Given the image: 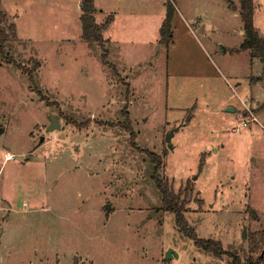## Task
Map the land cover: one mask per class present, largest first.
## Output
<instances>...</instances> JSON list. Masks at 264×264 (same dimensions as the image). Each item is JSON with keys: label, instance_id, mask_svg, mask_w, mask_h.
Listing matches in <instances>:
<instances>
[{"label": "rangeland", "instance_id": "1", "mask_svg": "<svg viewBox=\"0 0 264 264\" xmlns=\"http://www.w3.org/2000/svg\"><path fill=\"white\" fill-rule=\"evenodd\" d=\"M1 1L16 31L5 52L23 67L0 63V264H232L162 209L142 150L185 190L199 237L245 259L264 228L263 63L238 51L230 0H95L98 22L114 15L104 45L82 37V0Z\"/></svg>", "mask_w": 264, "mask_h": 264}, {"label": "trees", "instance_id": "2", "mask_svg": "<svg viewBox=\"0 0 264 264\" xmlns=\"http://www.w3.org/2000/svg\"><path fill=\"white\" fill-rule=\"evenodd\" d=\"M230 2L234 8L237 7L231 0ZM257 7L256 0H240L239 10L244 23L245 40L241 43L238 51H249L252 58H259L261 60L263 63V73L259 76H252L251 83L254 84L261 81L264 86V34L255 25L254 16L257 12ZM81 8L83 39L104 45L107 41L104 36V31L114 20V15L111 14L103 22H98L96 18L98 10L95 6V0H82ZM175 12L176 7L169 2L167 5L166 18L160 29L162 44L170 45L173 40V20ZM13 36H16L15 24H8V15L6 11L2 9L0 0V56L2 57L0 63H15L20 68L23 67L22 64L16 63L11 54H6L5 52L7 43ZM106 55L107 52L104 54V62H107ZM262 108H264V103L262 104ZM125 127L128 130H133L130 121ZM132 134V144H135L137 134L134 130ZM142 151L146 152L154 163V178L163 198L162 209L175 214L176 223L180 230L194 239L195 244L199 248L221 257L227 253L232 259V264H264V228L249 232V255L245 259L240 256L238 251H226L222 242L219 240L199 237L196 230L189 225L185 215L187 211L185 190L181 188L179 191H175L168 178L161 176L160 169L165 163L160 155L148 150Z\"/></svg>", "mask_w": 264, "mask_h": 264}, {"label": "crops", "instance_id": "3", "mask_svg": "<svg viewBox=\"0 0 264 264\" xmlns=\"http://www.w3.org/2000/svg\"><path fill=\"white\" fill-rule=\"evenodd\" d=\"M240 1V0H239ZM239 1L237 2V7L236 8H234V11L235 12H233V13H235L234 15H236V13H238L239 15H240V17H241V14H240V10H239V6H238V4H239ZM257 1V0H256ZM2 2V1H1ZM261 10H262V8L260 7V9H259V12H256V14H255V16H254V21H255V25H256V27H258L261 31H262V26L258 23V15H259V13L261 12ZM216 15L217 16H219L220 15V12L221 11H218V8L216 9ZM222 13V12H221ZM226 15H228V13H229V10H226L225 12H224ZM242 18V17H241ZM217 19V18H216ZM260 20H261V18H260ZM243 21V20H242ZM261 23H262V21H261ZM263 24V23H262ZM263 33H264V31H262ZM242 34H243V36H245V31H244V23H243V31L241 32ZM259 59V58H258ZM260 60V59H259ZM261 61V60H260ZM262 73V72H261ZM261 73L260 74H254V75H252V76H259V75H261ZM257 84H261V81H258L257 83H255V84H253V86H255V85H257ZM248 97V96H247ZM255 97V96H254ZM251 98H253V96L251 97ZM258 100V99H257ZM252 102H256V99L255 100H253ZM259 116L260 117H263L264 118V110L263 111H261L260 113H259ZM254 123H257L258 124V122H254ZM263 127V129H264V124L262 125ZM8 154V156L7 157H11L12 156V154H10V153H7Z\"/></svg>", "mask_w": 264, "mask_h": 264}, {"label": "water", "instance_id": "4", "mask_svg": "<svg viewBox=\"0 0 264 264\" xmlns=\"http://www.w3.org/2000/svg\"><path fill=\"white\" fill-rule=\"evenodd\" d=\"M228 111H234V109L232 108H229ZM61 127L60 126V123L58 121L57 118H53V123L51 124L50 128L49 129H55V128H59ZM178 128H175L173 129L171 132L168 133L167 137H166V141L170 144V146L172 147V137L174 136L175 134V131L177 130ZM110 207V205H109ZM245 236H246V232H245ZM175 255V252L173 249H170L169 252H168V258H172L173 256Z\"/></svg>", "mask_w": 264, "mask_h": 264}, {"label": "built area", "instance_id": "5", "mask_svg": "<svg viewBox=\"0 0 264 264\" xmlns=\"http://www.w3.org/2000/svg\"><path fill=\"white\" fill-rule=\"evenodd\" d=\"M247 110L249 111V113H251L253 120H254V121H257L255 115L253 114V111H252L251 109H249V108H248ZM240 124H241L240 126H236V127L233 129L234 133L239 132V131L241 130V128H240L241 126H244V127L248 126V121L243 120Z\"/></svg>", "mask_w": 264, "mask_h": 264}]
</instances>
